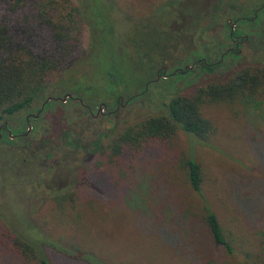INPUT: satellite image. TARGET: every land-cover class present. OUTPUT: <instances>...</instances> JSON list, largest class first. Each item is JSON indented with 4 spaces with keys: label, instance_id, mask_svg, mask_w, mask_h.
I'll use <instances>...</instances> for the list:
<instances>
[{
    "label": "rangeland",
    "instance_id": "rangeland-1",
    "mask_svg": "<svg viewBox=\"0 0 264 264\" xmlns=\"http://www.w3.org/2000/svg\"><path fill=\"white\" fill-rule=\"evenodd\" d=\"M72 1L80 6L78 0ZM158 1L112 0L107 8L116 18L118 35H108L107 42L99 45L98 54L91 58L92 71L81 63L82 53L72 68L51 76L45 95L61 97L69 92L95 114L100 102L109 103L103 100L109 93L140 88L144 75L133 71L138 42L137 38L128 40L139 24L148 21ZM263 1L179 0L169 4V12H159L166 37L160 30L152 33H162L161 66L180 68L199 54L218 60L230 45L226 19L252 12ZM28 3L24 11L9 18L30 11L34 0ZM6 12V5L0 3V18ZM103 24L105 30L112 27L108 21ZM76 30L85 51L90 43L88 26L82 23ZM144 33L151 34V30ZM250 34L242 54L226 57L211 73L191 75L194 81L188 90L230 75L239 66L263 61V18ZM188 57L191 60L184 62ZM113 68L126 74L125 82L108 83L105 75ZM142 71L147 74L149 69L145 66ZM86 84L93 85L88 88ZM182 86L183 80H178L175 87ZM168 95L163 87L152 85L136 101L108 106L95 117L76 99L53 102L34 118L32 130L19 141L24 154L11 157L10 147L3 145L0 219L42 243L51 264H264V97L204 105V114L215 128L208 145L178 130L170 145L147 143L133 163L128 155L119 164L60 141L67 131L90 136L96 132L106 134L102 141L107 144L122 125L163 109ZM40 103L28 108L31 113ZM25 114L18 112L8 124L16 127ZM186 155L202 168L201 195L186 180L181 165ZM205 202L217 214L231 252L208 234L202 218ZM0 264L22 262L3 254Z\"/></svg>",
    "mask_w": 264,
    "mask_h": 264
},
{
    "label": "trees",
    "instance_id": "trees-1",
    "mask_svg": "<svg viewBox=\"0 0 264 264\" xmlns=\"http://www.w3.org/2000/svg\"><path fill=\"white\" fill-rule=\"evenodd\" d=\"M78 1L80 6L72 0H34V6L31 10L29 9L30 11H25L20 17L10 19L9 14L25 10L29 4L28 0H0V3L6 5L7 11L0 18V152L5 144L10 147L8 152L11 157L24 154L25 148L20 150L19 145V141L25 138L23 135L24 116L21 120L19 119L16 127L10 126L8 121L20 111L31 112L28 108L34 102H42L51 76L72 68L71 66L75 65L74 61L82 53H84V59L81 63L87 64L92 71L94 63L91 58L98 54L99 45L102 46L107 42L108 35L114 37L118 35L117 32L115 33L116 18L111 17V10L107 8L112 0ZM178 1L171 0L168 3L161 0L156 6L152 3L151 6L154 7L148 15V21L139 24L132 31V38L128 40L132 42L137 38V60L133 71L144 75L141 87L131 92H125L119 88L118 91L111 92L103 98L104 101L109 100L106 104L110 108L117 104L118 96L127 99L129 103L136 101L145 94L144 83L147 82L148 88L152 85L161 86L169 93L163 104L164 108L122 125L116 129L115 135L107 144L102 141L103 136H106L103 133L100 135L94 132L90 136L67 131L60 137L63 145L79 147L88 155L100 153L107 160L116 161L119 164H122L123 157L128 155L129 161L133 163L147 143L159 141L170 145L178 130L191 133L208 145L215 133V128L204 114V105L234 104L264 97V60L239 66L230 75L197 84L191 90H188L194 81L191 75L211 73L224 63L219 62L212 66L196 63L193 69L172 74L176 68L174 67L170 70V74L162 79L163 81L160 83L154 81L156 71L162 65L159 57L162 54L164 41L160 37L162 33L165 34L161 29L160 16L162 14L159 12L163 10L169 12L167 6ZM105 21L110 22L112 27L105 30L103 27ZM82 23L88 26L90 38L89 47L85 51L81 48L80 34L76 30ZM148 29L151 30V34L144 33ZM156 30L162 32H156L157 38L155 34H152ZM193 57V59H200L201 56L199 54V57L195 55ZM189 60H191L190 57L188 60L185 58L184 62ZM184 64L180 68L183 69ZM145 66L149 69L147 74L142 71ZM109 72L105 75L108 83L114 84L115 81L122 84L125 82L126 74L119 72L116 68ZM178 80H183L181 88L175 87ZM91 85L93 84H86L85 87L90 88ZM171 89L173 91H170ZM51 104L50 101L46 103L43 111ZM181 165L185 170L188 184L201 195L203 174L200 164L193 156L186 155L181 159ZM204 205L202 218L208 234L214 243L222 245L225 250L231 252L232 245L223 234L217 214L209 204L205 202ZM3 254L15 256L21 260L22 264H51L43 250L42 243L28 238L0 219V258Z\"/></svg>",
    "mask_w": 264,
    "mask_h": 264
},
{
    "label": "flooded vegetation",
    "instance_id": "flooded-vegetation-1",
    "mask_svg": "<svg viewBox=\"0 0 264 264\" xmlns=\"http://www.w3.org/2000/svg\"><path fill=\"white\" fill-rule=\"evenodd\" d=\"M263 10H264V1L260 5L254 7L252 12L237 13L233 17H228L226 19V22H225L226 23L225 27L228 28V31L226 32V34H227V38L229 40L230 45L229 46L227 45V47L222 52L219 53V56H218L219 59L218 60L212 61V60H210L209 57L202 55L201 57H199L200 59H194V60H192L190 62V64L187 63V65L191 66V68H189V69H193V67H194V65L196 63L199 64V65H202V63H204L206 65L212 66V65H215V64H217L219 62L223 63L224 59L226 57H229V56L233 57V55L242 54L243 46L245 45V43L248 42L249 36L252 35V34H250V32L252 33V30L254 28H256V23L260 19L263 18V20H264V12H262ZM243 22H249V24L248 25H241V23H243ZM213 51L215 52V49H213ZM200 60H202V62H200ZM170 70H167V68L165 66L159 67L157 69V71H156V77H155L154 81H157L158 78H160L159 77L160 73H161V77L166 78L167 75L170 74V72H171ZM175 70H177L179 72L182 70V72H180V73H183L184 72V65H183V69L179 68V67L174 68V71L172 72V74L177 72V71L175 72ZM147 88H148V83L145 85V90ZM65 94H70V97H67L66 99H68V100L76 99L79 102V104L83 105L90 112V114L93 117H95L97 114H99L101 109H105V108L108 107L105 102H100L98 104V106H97L96 113L93 114L92 111H91V108L88 105L84 104V102L79 97L74 96V95H72L69 92H67ZM49 96L53 97V99H50V100L45 102V99L47 97H49ZM62 97H63V95L61 97L59 95L58 96L45 95L44 100L40 103L38 111L36 110L37 112L36 111H35V113L29 112V113L24 115L25 131L27 130L28 125L31 126L29 132L32 130V128H33L32 120L34 118H36V117H34V114L38 113V115H39L41 112H43L45 104L48 103L49 101L51 103H53V102H55L57 100L65 101L66 99L62 100ZM56 98H59V99H56ZM123 100H124V103L122 104ZM128 103H129V101L127 99H124L122 96H118L117 97V106L118 105L122 106V105L128 104ZM99 105L101 106L100 110H99ZM114 111H115V109L111 110L109 112L111 113V112H114ZM28 114H30V115H29V117L27 119L26 116H28ZM25 131H24V133H25ZM24 133H23V135H24ZM26 136L27 135H24V137H26Z\"/></svg>",
    "mask_w": 264,
    "mask_h": 264
},
{
    "label": "water",
    "instance_id": "water-1",
    "mask_svg": "<svg viewBox=\"0 0 264 264\" xmlns=\"http://www.w3.org/2000/svg\"><path fill=\"white\" fill-rule=\"evenodd\" d=\"M189 68H191V66H189V65H187V64L184 65V71L188 70ZM177 70H178V69H177ZM177 70H175V72H176ZM180 72H182V70H181ZM164 73H165V72H164ZM67 97H70V94H65V95L62 97V100H65ZM50 99H53V97H50V96L47 97V98L45 99V102L48 101V100H50ZM56 99H59V98H56ZM81 103H82V102H81ZM100 107H101V106L99 105V110H100ZM29 115H30V114H28V116H26L27 119H28ZM37 116H38V113H37V114H34V117H37ZM5 124H6V122H5ZM30 128H31V126L28 125V128H27V130L25 131L24 135H27V134H28ZM8 133H10V131H9ZM12 137H13V136H12Z\"/></svg>",
    "mask_w": 264,
    "mask_h": 264
}]
</instances>
